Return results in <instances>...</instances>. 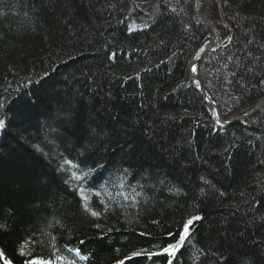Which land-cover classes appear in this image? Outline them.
<instances>
[{"label":"trees","instance_id":"obj_1","mask_svg":"<svg viewBox=\"0 0 264 264\" xmlns=\"http://www.w3.org/2000/svg\"><path fill=\"white\" fill-rule=\"evenodd\" d=\"M192 3L0 0V250L13 264H168L148 253L192 215L204 219L173 264H264V110L209 127L187 64L211 32ZM204 6L226 39L197 74L227 118L264 95V0ZM65 160L95 169L86 202Z\"/></svg>","mask_w":264,"mask_h":264},{"label":"snow or ice","instance_id":"obj_2","mask_svg":"<svg viewBox=\"0 0 264 264\" xmlns=\"http://www.w3.org/2000/svg\"><path fill=\"white\" fill-rule=\"evenodd\" d=\"M165 2L167 3L168 0H165ZM172 11L175 12L176 9L173 8ZM231 39L232 38L229 37V41H231ZM194 59H199V57H194ZM190 70L193 73L198 72L197 66L194 64L191 65ZM232 75L235 76L236 73H232ZM195 83H196V87L199 88L200 82L197 80ZM260 83L264 84V80H261ZM205 98L211 100V97H205ZM2 107H3V105L0 104V108H2ZM213 114L216 117V123L220 124L221 120H220L219 114L216 113L215 110H213ZM245 115H248V113H245ZM5 127H6V121L3 118H0V129H4ZM64 164L68 165L69 168H71V169H76V170L71 172L70 179L72 181L77 182V189L81 195V199L86 202L88 200V197L86 195H84L85 188L82 187L81 185H82L84 180L90 179V174H94L95 169H92V168L87 169V170L82 169L79 164H74L70 160H65ZM61 167H63V166H61ZM126 173H127V170L125 169V174ZM67 182L68 181L66 180L65 183H67ZM205 183H207V181H205ZM96 195L99 196L100 193L97 192ZM85 210L86 211L88 210L87 203H85ZM91 214L93 216L98 215V213H96V212H92ZM203 219L204 218L200 215H192V216H189L188 218H186L185 220H183L181 222V227L177 232H172V231L168 232L169 237H178V239H175L174 243L167 244V246H165L160 252L148 253V256L151 257L153 255L160 256V255L166 254L167 257L169 258L168 264H173L172 258H174L176 256L177 252H179L180 249L182 247H184L186 242L191 238V230L195 226V224L197 222L202 221ZM76 252L79 255L80 250L77 249ZM140 254H141L140 252H135V253H133V257L139 256ZM21 255L23 256V255H25V253L21 252ZM80 259L86 260L87 257L81 255ZM129 259H131V257H129ZM224 259H226V258H224ZM0 261H2V264H13L12 261H10L6 258L5 253L2 250H0ZM56 261H60V264H76L75 260H65V258L62 256H57ZM27 264H55V261L44 260V259H39V260L29 259L27 261ZM119 264H124V261L123 260L119 261Z\"/></svg>","mask_w":264,"mask_h":264},{"label":"bare ground","instance_id":"obj_3","mask_svg":"<svg viewBox=\"0 0 264 264\" xmlns=\"http://www.w3.org/2000/svg\"><path fill=\"white\" fill-rule=\"evenodd\" d=\"M193 4H194V0H193V3H192V9H193V14L196 16V18L201 22V23H203V21L200 19V17H198V15L195 13V9H194V7H193ZM200 4H201V0H200V3H199V8H200ZM204 5V4H203ZM203 5H202V8L204 9L203 10V12H205L207 15H208V13H207V11H206V9L203 7ZM218 7L219 8H221V1L220 0H218ZM199 8H197L196 10H198ZM208 17L210 18V16L208 15ZM226 24V23H225ZM227 25V24H226ZM228 26V25H227ZM129 29H130V31L131 32H133V31H136L137 30V28H136V26L135 25H130L129 26ZM211 37H212V35L210 36V38L205 42V43H203L202 44V46L200 47V48H198L196 51H194V53H193V55H192V57L190 58V60L188 61V64L190 63V61L194 58V56L195 55H197L198 56V54L199 53H201L202 51H203V46L211 39ZM226 38H223L219 43H217V44H221L222 42H224V40H225ZM217 44H215L195 65H197L207 54H209L210 53V51L217 45ZM200 55V54H199ZM188 64H187V70H188ZM188 74H189V70H188ZM197 76H198V74L197 73H195ZM190 76V75H189ZM191 78V77H190ZM198 78L200 79V81H201V83H202V85H203V87H204V89H205V92H206V95L209 97V93H207V90H206V86L204 85V83L202 82V80H201V78L198 76ZM192 79V78H191ZM192 81L194 82V84H195V86H196V83H195V81L192 79ZM197 88V87H196ZM198 89V88H197ZM199 90V89H198ZM262 98H264V95H262L261 97H259V98H257V99H255L254 101H252L251 103H249V104H247L246 106H245V109H244V111L242 112V113H240V114H238V113H234V114H232V115H230L229 117H224L223 115H222V111H221V108H220V105L215 101H213V103L215 104V107H217V110H218V112L221 114V117H222V122L220 123V124H217L216 123V121H215V123H213L214 125H213V127H212V125H210L209 127L212 129V131L213 132H227L228 130H229V128L230 127H232L235 123H238V122H243L245 119H247V118H249V117H251V116H253L254 114H256V113H258L259 111H261V109H259L256 113H254V114H252L251 116H248L247 118H244V119H242L240 116L241 115H244L245 113H248V112H250L252 109H253V107H255L258 103H259V101L262 99ZM211 100H213L212 98H211ZM248 107H250L249 109H247ZM215 109V108H214ZM215 112H216V110H215ZM221 120V119H220ZM208 121V123H210V120L208 119L207 120ZM207 121L205 120V122H206V124H207ZM225 124H227V125H225ZM69 184L71 185V186H73V185H75L76 184V182L75 181H72L70 178H69ZM76 187H77V184H76Z\"/></svg>","mask_w":264,"mask_h":264},{"label":"water","instance_id":"obj_4","mask_svg":"<svg viewBox=\"0 0 264 264\" xmlns=\"http://www.w3.org/2000/svg\"><path fill=\"white\" fill-rule=\"evenodd\" d=\"M221 1V0H220ZM199 3H200V0H194V4H193V7L195 9V13L198 15V17H200V19L203 21V23H205V25H207L212 33V37L211 39L203 46V51L201 53L197 55H195L194 57H199V59H192L190 61V63L188 64V70H189V75L190 77L196 82L197 80L200 82V87L198 88L199 89V92L203 98V100L210 106H212L213 108H215L216 110V113L219 114V117L221 119V122H222V117H221V114L218 112L217 110V107H215V104L213 103L212 100H209V99H206L205 97H208L206 95V92H205V89L200 81V79L198 78V76L191 72L190 68H191V65L192 64H196L215 44L219 43L221 41V38H220V35L218 33V30L216 28V25L213 23L212 19L208 17V15L203 12V11H200L199 9L196 10L197 8H199ZM264 106V98H262L259 103L253 107V109L248 112V115H241L240 117L242 119L244 118H247L248 116H251L252 114L256 113L259 109H261L262 107ZM227 125V124H225Z\"/></svg>","mask_w":264,"mask_h":264},{"label":"rangeland","instance_id":"obj_5","mask_svg":"<svg viewBox=\"0 0 264 264\" xmlns=\"http://www.w3.org/2000/svg\"><path fill=\"white\" fill-rule=\"evenodd\" d=\"M205 1L206 0H201V4H200V8H199V10L200 11H203L204 9L202 8V5L203 4H205ZM203 7L205 8V6L203 5ZM206 9V8H205ZM211 19H212V21H213V23L215 24V25H217V19L216 18H212V17H210ZM222 36V35H221ZM250 107H248L247 109H249ZM261 110H264V106L261 108Z\"/></svg>","mask_w":264,"mask_h":264}]
</instances>
